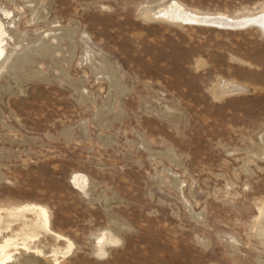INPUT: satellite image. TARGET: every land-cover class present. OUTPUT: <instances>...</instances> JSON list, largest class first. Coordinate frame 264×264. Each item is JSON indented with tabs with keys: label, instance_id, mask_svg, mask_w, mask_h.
Returning a JSON list of instances; mask_svg holds the SVG:
<instances>
[{
	"label": "rangeland",
	"instance_id": "obj_1",
	"mask_svg": "<svg viewBox=\"0 0 264 264\" xmlns=\"http://www.w3.org/2000/svg\"><path fill=\"white\" fill-rule=\"evenodd\" d=\"M173 2L264 14L0 0L5 264H264V35L155 17Z\"/></svg>",
	"mask_w": 264,
	"mask_h": 264
},
{
	"label": "bare ground",
	"instance_id": "obj_2",
	"mask_svg": "<svg viewBox=\"0 0 264 264\" xmlns=\"http://www.w3.org/2000/svg\"><path fill=\"white\" fill-rule=\"evenodd\" d=\"M154 15L157 18H161V19H164V20H170L172 22H178V21L179 22H183V23H193L194 22L195 24H202V25H212V24H206V23H203V22L211 21L209 19L214 18V17L221 18L222 20H224V22H242L244 24L245 23H247V24L248 23H253V25H256L258 28H260L259 30H261L262 34L264 35V14H262L261 16H255V17H251V16L247 17L246 16V19L245 18H241L239 20H232V19H229V17L225 18V17H223V16L221 17L219 15L218 16H216V15H209L208 16V14L207 15H205V14H197V13L191 12L190 10L186 9L185 7H183L182 4H179L177 2H173V3L169 4V5L161 7L159 10H157L155 12ZM250 25H252V24H250ZM213 26H216V25H213ZM218 27H220V26H218ZM3 34H4V30H3V28L0 25V56H2L1 52L4 51L3 47H2V42L4 41V40H2ZM76 179H78V178H77V176L74 175V177L71 179V182L73 181L74 184L78 185V182H77ZM74 187H76V186H74ZM80 189H81V186H80ZM25 208L27 209L28 206L27 207L25 206ZM31 208H33V212L35 214L36 220H40L41 221L42 226L41 225L40 226L43 227V228H46L45 226H47L49 224L48 223L49 221L47 220L48 219L47 211L43 207L33 206ZM29 210H30V208H29ZM31 211H32V209H31ZM16 213H17V211H16ZM10 214H11V212H10ZM16 215H18V213ZM35 224H38V222L35 223ZM35 226L37 227V225H35ZM29 228H31V227H29ZM0 229H1V227H0ZM35 232L36 231H35V227H34V228L29 229V231H23L22 233H23L24 236L27 235L30 238H32V237L37 235ZM25 237H21L22 242H19V243L16 242V244L14 245L13 248H21V247L24 248L26 246V243L24 242ZM7 238H9V236ZM5 240L6 241H3L4 242L3 244H0V254H1L0 255V264H5L8 260L10 261V259H11V255H9L6 252V249H7L6 247L10 246V244L12 243L11 242L12 240L11 241L9 239H5Z\"/></svg>",
	"mask_w": 264,
	"mask_h": 264
},
{
	"label": "water",
	"instance_id": "obj_3",
	"mask_svg": "<svg viewBox=\"0 0 264 264\" xmlns=\"http://www.w3.org/2000/svg\"><path fill=\"white\" fill-rule=\"evenodd\" d=\"M209 20H211V21H205L203 23L212 24V25L225 27V28H244L246 26H249L250 24H253V23H248V24L245 23L244 24L242 22H224V20H222L221 18H217V17L211 18Z\"/></svg>",
	"mask_w": 264,
	"mask_h": 264
},
{
	"label": "snow or ice",
	"instance_id": "obj_4",
	"mask_svg": "<svg viewBox=\"0 0 264 264\" xmlns=\"http://www.w3.org/2000/svg\"><path fill=\"white\" fill-rule=\"evenodd\" d=\"M118 243V242H117Z\"/></svg>",
	"mask_w": 264,
	"mask_h": 264
}]
</instances>
